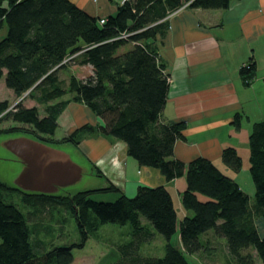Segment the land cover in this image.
<instances>
[{
  "label": "trees",
  "instance_id": "1",
  "mask_svg": "<svg viewBox=\"0 0 264 264\" xmlns=\"http://www.w3.org/2000/svg\"><path fill=\"white\" fill-rule=\"evenodd\" d=\"M3 1L6 7L1 6ZM184 3L189 8L224 10L229 0H127L103 23L69 0H0V27L5 24L7 28L0 40V78L4 77L5 86L16 98L28 90L26 95L31 98L38 92L37 100L45 110L39 116L38 109L24 106L22 99L7 110L9 102L3 100L0 121L10 119L28 125L31 133L39 135L32 138L45 143L54 135L57 115L68 101L57 99L69 92L72 100L86 105L103 123L83 124L57 142L77 145L83 132H96L124 142L127 155L138 165L157 168L167 181L185 177L186 188L180 194V202L192 213L179 221V249L170 244L176 231V211L164 186H138L132 197L118 192L113 184L58 195L26 192L0 181V192L18 191L28 206L64 207L80 234L76 243L39 252L30 241L31 230L25 215L16 205L0 199V264H71L72 249L83 247L88 231L104 223L131 226L132 240L118 246L122 261L119 264L125 263L124 259L129 264H190L187 255L208 249L200 240L208 231L225 239L230 264H255L256 259L264 264V235L255 222L259 217L264 225V115L252 124L248 136V173L254 185L251 206L238 183L209 159L196 157L184 163L173 158L174 143L183 139L185 123L160 121L169 82L165 66L150 42L165 33V16ZM122 32L128 36L120 37ZM126 44L130 48L120 52ZM74 59L75 64L91 65L92 72H84L81 79L70 74L64 88L57 72ZM255 72V62L250 58L240 68L246 85ZM240 119L241 115L236 113V128ZM20 129L23 128L11 127L0 132ZM220 158L230 170L241 169L235 148H223ZM93 169L92 174L101 176ZM103 192L118 195L113 201L90 198L92 193ZM196 194L207 200H198ZM156 233L165 240L163 256H141L140 245L152 241Z\"/></svg>",
  "mask_w": 264,
  "mask_h": 264
},
{
  "label": "crops",
  "instance_id": "2",
  "mask_svg": "<svg viewBox=\"0 0 264 264\" xmlns=\"http://www.w3.org/2000/svg\"><path fill=\"white\" fill-rule=\"evenodd\" d=\"M69 1L98 19L113 14L122 4V0ZM183 5L165 18V33L150 42L165 66L164 73L169 82L160 121L185 123L183 139L174 143L172 157L184 163L196 157L209 159L221 172L234 179L250 200L249 192L238 180L239 175L222 163L220 155L225 147L235 148L243 167L248 160L251 126L264 115V0H229L224 10ZM1 6L6 7V2L3 1ZM6 30V25L2 24L0 40ZM130 46L126 44L123 49L127 50ZM250 58L255 62L256 72L253 80L246 85L240 76V68ZM75 60L61 70L73 74L76 68L85 67L84 72L91 74V65H78ZM12 98L13 102L17 100L8 88L3 95L0 94V101ZM59 100L68 101L57 115L54 139L67 136L83 124L95 126L103 123L83 103L71 97ZM236 113L241 115L238 128L233 124ZM78 138L79 143L72 145L80 149L92 165L91 174L94 167L106 180L100 188L113 184L118 192L132 197L138 186H164L176 211L178 233L179 221L192 214L180 202V194L186 188L184 176L167 181L157 168L138 165L127 155L125 143L110 136L83 132ZM196 197L200 201L207 200L200 194ZM260 234L264 235V226ZM218 239L212 231L204 234L203 240L200 239L208 247V255L214 254V242ZM177 242L182 249L178 235ZM225 255H228L226 249Z\"/></svg>",
  "mask_w": 264,
  "mask_h": 264
},
{
  "label": "rangeland",
  "instance_id": "3",
  "mask_svg": "<svg viewBox=\"0 0 264 264\" xmlns=\"http://www.w3.org/2000/svg\"><path fill=\"white\" fill-rule=\"evenodd\" d=\"M119 51L124 52L126 50L122 47ZM84 71H86L85 67H79L76 68L75 73L73 72V74L80 79L81 76H84ZM70 74L71 73L63 70L57 72V77L61 81L62 87H67ZM1 84L2 88L0 87V94L3 95V91L7 89L4 84V77L0 80V85ZM38 97V92H36L32 98L25 95L22 97L21 102L22 104L24 103V106H35L38 109L39 116H42L45 114L44 104L38 102ZM64 97H71V94L67 92L63 95V98ZM13 99L14 98L10 100L11 102L7 100L9 102L7 110L13 109L16 101H19V98H17V100L13 102ZM11 127H22L23 129L11 132H0V181L7 186L14 187V180L21 171L23 164L4 146V142L7 139L18 136L32 138L39 135L31 133L30 131L32 128L28 125L19 124L10 119H2L0 121V129ZM41 137H43V139L47 138V136ZM48 139L49 140L45 141L46 144L49 143L48 145L51 144L50 146L68 154L71 160L82 170L80 180L69 186L59 188L54 194L73 195L76 192L100 188L106 184L104 178L91 174L90 171L92 170V165L89 164L80 149L70 143L61 144L57 142L60 139H54V135L51 139ZM247 162L248 160L245 161L243 167L241 165V169L237 174L239 175L238 180L242 184V187L250 194L249 205L251 206L254 203V185L248 173L249 162ZM117 195L118 193L116 192H106L105 194L92 193L90 198L96 201H113ZM0 199L4 202L16 205V207L25 215L31 230L30 241L37 251L41 252L56 245H69L80 240V234L76 222L70 215V212L64 207L56 205L46 207H41L40 205L35 207L28 206L22 201L21 194L15 190H2L0 192ZM255 222L259 231L262 232V227L264 226L262 220L257 217L255 218ZM177 235V231L172 234L170 244L179 248ZM203 238L204 235H201L200 239L203 240ZM131 240V226L128 223L123 225L114 223L100 224L97 229L88 231V237L83 247H75L72 249L73 260L71 264H119L122 261H120L121 258L118 246L129 243ZM151 240L152 241L150 242L141 244L138 253L141 256H163L165 244L164 238L156 233ZM214 245L216 247L213 255H208V249L206 248L200 254L187 255L190 264H230L229 255H225V239L219 237L218 241L214 242ZM248 251H252L254 254L252 249H248ZM123 262H125L123 264H129L126 259H124ZM255 264H260V262L256 259Z\"/></svg>",
  "mask_w": 264,
  "mask_h": 264
},
{
  "label": "water",
  "instance_id": "4",
  "mask_svg": "<svg viewBox=\"0 0 264 264\" xmlns=\"http://www.w3.org/2000/svg\"><path fill=\"white\" fill-rule=\"evenodd\" d=\"M4 146L23 164L14 180L15 186L22 191L52 194L74 184L82 176L81 168L68 154L40 140L18 136L7 139Z\"/></svg>",
  "mask_w": 264,
  "mask_h": 264
},
{
  "label": "built area",
  "instance_id": "5",
  "mask_svg": "<svg viewBox=\"0 0 264 264\" xmlns=\"http://www.w3.org/2000/svg\"><path fill=\"white\" fill-rule=\"evenodd\" d=\"M124 1H127V0H122V2H124ZM188 3V2H187ZM187 3H185L183 6H186L187 5ZM179 8V7H178ZM177 8V9H178ZM177 9H174V10H172V11H170L165 17H168V16H170V15H172L174 12H176L177 11ZM103 21H104V19H99V22L100 23H103ZM120 37H122V38H125L126 36H128V33H126V32H122L120 35H119ZM77 54V53H76ZM75 55V54H74ZM73 56V55H72ZM71 56V57H72ZM66 60V59H65Z\"/></svg>",
  "mask_w": 264,
  "mask_h": 264
},
{
  "label": "bare ground",
  "instance_id": "6",
  "mask_svg": "<svg viewBox=\"0 0 264 264\" xmlns=\"http://www.w3.org/2000/svg\"><path fill=\"white\" fill-rule=\"evenodd\" d=\"M49 144V143H48ZM51 145V144H50ZM121 184V183H120Z\"/></svg>",
  "mask_w": 264,
  "mask_h": 264
}]
</instances>
